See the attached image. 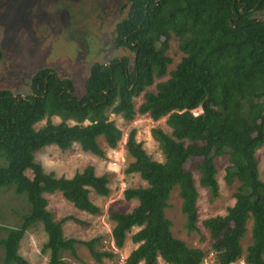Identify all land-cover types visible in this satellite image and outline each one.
<instances>
[{
    "label": "trees",
    "instance_id": "trees-1",
    "mask_svg": "<svg viewBox=\"0 0 264 264\" xmlns=\"http://www.w3.org/2000/svg\"><path fill=\"white\" fill-rule=\"evenodd\" d=\"M259 12H264V0H128L126 16L115 24L112 45L132 52L131 69L124 57H114L108 65L94 63L80 97L68 77L50 68L34 73L27 96L0 87V189L12 188L27 206L17 227H2L0 264H29L18 248L37 223L46 234L41 251L48 254V264H65V254L76 259L77 244L97 263L117 259L101 246L100 235L88 240L64 237L62 224L70 217L55 220L44 197L59 191L76 209L98 214L89 191L107 196L108 175H96L87 165L70 178L54 177L33 160L34 152L50 144L66 150L77 143L84 152L104 156L97 138L114 149L123 136L109 119L111 113L125 124L136 114L153 121L166 117L170 128V133L150 130L163 162L146 154L134 128L127 133L125 148L132 161L124 173L138 174L146 186L124 189L126 200H138L132 210L109 213L114 248L121 249L127 233L137 228L130 236L135 248L122 264H200L210 251L218 264L241 255L247 264H264V181L255 157L264 143V21L255 16ZM172 36L183 56L154 92L146 91L167 73ZM141 93L136 108L134 99ZM197 108L201 112L194 115ZM53 116L59 122L53 123ZM222 156L228 162L226 184L239 182L235 201L224 215L202 221L212 239L210 247H189L172 235L165 216L170 193L178 188L184 227L195 231L198 192L192 172H198L199 184L214 200L219 188L214 160ZM248 219L251 243L243 253L240 240Z\"/></svg>",
    "mask_w": 264,
    "mask_h": 264
},
{
    "label": "rangeland",
    "instance_id": "rangeland-1",
    "mask_svg": "<svg viewBox=\"0 0 264 264\" xmlns=\"http://www.w3.org/2000/svg\"><path fill=\"white\" fill-rule=\"evenodd\" d=\"M127 10L128 0H0V87L9 89L14 96H27L30 94L29 84L34 73L41 68H50L57 76L68 77L73 82L76 96L80 97L84 93V82L89 68L94 63L108 65L112 58L124 57L131 69L132 52L128 49H116L112 45L115 24L126 16ZM255 16L264 21V12ZM167 55L171 58L167 73L162 78L155 79L146 91L154 92L155 85L168 78L169 72L183 56L174 36L169 40ZM142 95L143 93L134 99L136 108L142 101ZM200 112V108L192 111L194 115ZM108 117L123 131V136L114 149L108 148L103 138L98 137L97 143L104 154L102 157L82 151L77 143L66 150H60L52 144L45 145L33 154V160L42 166L44 172H50L54 177L70 178L87 165L93 166L96 175H108L110 192L107 196L89 191L90 200L100 208L98 214L76 209L59 191L44 194L47 209L55 220L70 217L62 224L64 237L88 240L100 235L101 246L117 254L114 261L104 258L101 263H97L82 244H77V258L65 254V264H122V257L125 258L135 248L130 236L137 228H132L127 233L121 249L114 248L110 235L113 222L109 219L110 211L126 213L138 204L136 198H124V189L146 186V182L138 174L124 173L132 161L125 148L129 130H136V140L142 143L143 149L152 160L164 161L150 130L160 128L165 133H170V128L165 123L166 117L153 121L148 115L136 114L129 124H125L119 115L111 113ZM59 120V117H51L53 123ZM44 121L36 123L34 127L38 128ZM255 157L259 177L264 181V143L256 149ZM189 163L190 161L186 163V168ZM214 163L219 188L218 196L212 201L209 200L208 190L199 184L198 172H192L198 192L195 231L187 232L184 227V215L181 213V200L176 186L170 193L168 207L164 211L172 223V235L192 248L206 250L210 247L212 239L202 221L208 217L224 215L226 209L235 201L234 193L239 182L234 180L228 185L224 180L227 157H217ZM22 196L16 195L12 188L0 189V238L5 234L2 227L19 225L20 216L27 209ZM45 241L46 234L42 225L37 223L25 232L18 253L29 264H48V254L41 251ZM250 243L251 220L248 219L246 231L240 240L243 253ZM1 257L0 250V263Z\"/></svg>",
    "mask_w": 264,
    "mask_h": 264
},
{
    "label": "built area",
    "instance_id": "built-area-1",
    "mask_svg": "<svg viewBox=\"0 0 264 264\" xmlns=\"http://www.w3.org/2000/svg\"><path fill=\"white\" fill-rule=\"evenodd\" d=\"M123 259H124V257H122L121 260L123 261ZM200 264H218V263L215 260V256H214L213 252L210 251L202 257ZM228 264H247V263L244 259V256L241 255L237 259L228 262Z\"/></svg>",
    "mask_w": 264,
    "mask_h": 264
},
{
    "label": "crops",
    "instance_id": "crops-1",
    "mask_svg": "<svg viewBox=\"0 0 264 264\" xmlns=\"http://www.w3.org/2000/svg\"><path fill=\"white\" fill-rule=\"evenodd\" d=\"M124 257V256H123ZM123 262V261H122Z\"/></svg>",
    "mask_w": 264,
    "mask_h": 264
}]
</instances>
